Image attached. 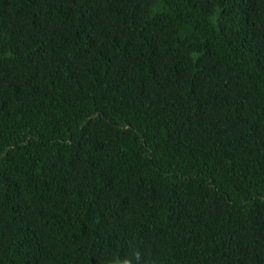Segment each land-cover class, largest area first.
<instances>
[{"label": "trees", "instance_id": "trees-1", "mask_svg": "<svg viewBox=\"0 0 264 264\" xmlns=\"http://www.w3.org/2000/svg\"><path fill=\"white\" fill-rule=\"evenodd\" d=\"M0 264H264V0H0Z\"/></svg>", "mask_w": 264, "mask_h": 264}]
</instances>
